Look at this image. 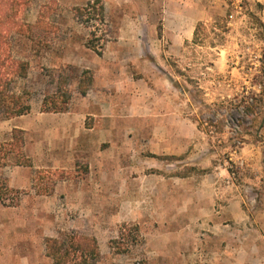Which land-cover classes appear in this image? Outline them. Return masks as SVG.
Returning a JSON list of instances; mask_svg holds the SVG:
<instances>
[{
	"label": "rangeland",
	"instance_id": "obj_1",
	"mask_svg": "<svg viewBox=\"0 0 264 264\" xmlns=\"http://www.w3.org/2000/svg\"><path fill=\"white\" fill-rule=\"evenodd\" d=\"M19 2L15 14L0 4V91L30 106L24 119L83 109L88 95L110 108L93 129L94 146L81 151L77 141L65 169L53 168L46 158L61 154L27 131L15 141L19 120L0 114V264H52L45 241L62 233L93 238L95 264H264V0ZM192 11L194 43L154 62L142 43L154 29L160 39L165 24H187ZM106 42L113 55L98 66L110 70L92 74L91 55ZM17 61L28 63L26 78L15 75ZM169 82L178 126L151 106L147 129L131 120L124 130L117 110L128 91L147 89L149 104H161L157 87ZM44 102L56 111L41 112ZM85 123L94 128L95 118ZM197 195L215 200L208 215L224 221L219 240L180 229Z\"/></svg>",
	"mask_w": 264,
	"mask_h": 264
},
{
	"label": "crops",
	"instance_id": "obj_2",
	"mask_svg": "<svg viewBox=\"0 0 264 264\" xmlns=\"http://www.w3.org/2000/svg\"><path fill=\"white\" fill-rule=\"evenodd\" d=\"M264 4V3H263ZM191 14V15H189ZM188 23L185 24L182 20H180L178 23H175L173 25L165 24L163 28L160 30V39L158 38L157 32L154 29L153 33L155 35H151L150 39L147 41V44L142 43L143 46H145L146 51L151 49L150 56L154 58V62L160 63L164 61V56L162 54L164 53H170L171 51H177V53L172 54V56L178 55L181 53V49L185 46H190L192 43H194L196 36H197V28L200 26L199 20L196 19L195 12H191L187 14ZM199 22V23H198ZM150 27V26H149ZM151 28V27H150ZM118 32V30H117ZM116 42V40L114 41ZM106 42L105 45H103V48L100 52L95 51V54H92L91 56L94 59V66L91 68L92 74H96L98 72H108L110 69L109 67H105L103 69L99 68L98 64H103L108 60L109 56L113 55L112 43ZM111 44V45H110ZM134 47H136L137 50V43H133ZM166 47V48H165ZM167 49V52L165 51ZM93 50V49H91ZM162 51L160 53V51ZM94 51V50H93ZM138 51V50H137ZM163 56V57H162ZM140 58V56H139ZM220 60V59H219ZM148 61V60H147ZM222 60H220L221 64ZM107 68V69H106ZM108 70V71H107ZM89 71V72H90ZM146 72V70H145ZM95 77V76H94ZM89 80H91L90 84L92 83V76L89 77ZM161 97V104L152 103L149 104L148 102V92L147 89L142 93L139 92H132V90L128 91L129 95H131V100H129L127 103H124L120 105L118 108L122 111L123 114V122H124V130H131V127L129 126V123H131V120H134L135 122H139V125L142 126L143 129H147L148 125V118L149 115L147 114L149 112V109L151 106H156L158 110L162 111L165 115L171 116L172 121L170 122V126L175 127L178 126L181 119L178 116V110L179 105L177 100L175 99V95L173 91H175V88L173 87L172 83H162V86L159 88L157 87ZM138 95L141 101V104L139 107L136 106V102L134 101L133 96ZM169 97L171 102L169 104L165 103L164 98ZM85 102L87 103L84 105L83 109L76 108L75 111H69L67 113L63 114H52V113H43V114H37L34 115V118H32V121L30 118L24 119L25 115H21L15 118V120H19V124H23L27 122V128L22 127L21 125H14V129H20L22 133L28 132L29 138H35L33 142L34 144L41 145L43 144V150L49 151L51 153L59 152L60 158H46V160L49 162V164L53 168L57 169H65L71 165V159L66 158V152L71 151L74 149V146L77 141H80L79 148L81 151L84 149H88L91 146H94V143H92L91 137L93 136V129L99 128V123L104 122L106 115V109H109L107 105L109 104V100H100L99 98H95L93 96H89L87 98H83ZM131 103V104H130ZM121 104V103H120ZM161 106V107H159ZM110 111V110H109ZM139 111V114L137 112ZM112 113V111H110ZM116 113V112H115ZM113 117H115L112 114ZM95 118V124L94 128L86 127V119L87 118ZM174 117L177 118L174 120ZM117 118V117H115ZM119 118V117H118ZM32 122V123H31ZM42 125L44 127V130H37V127ZM33 134V136H31ZM91 139V140H90ZM99 141L96 140L95 146H98ZM71 154V153H70ZM172 154H177L176 152H172ZM72 155V154H71ZM29 157L36 159V154H30ZM72 160H75V158L72 155ZM186 176V175H185ZM193 177V175H188L187 178ZM210 192H212V188L210 186L209 189ZM196 199H193L188 202V205L190 208H193L194 211L190 213V217L187 219V221H181L180 222V229L184 230V226L187 228V231L189 233V236L193 240H199V241H206V240H219L221 238V235H219V232L221 231V227L223 226V219L221 217H210L209 209L212 208L215 205V200L205 198H201V195L195 196ZM130 208V207H128ZM196 211H198V214L196 215ZM127 220H131L132 213H128L126 215ZM62 235H65L62 233ZM61 237L60 235L54 237L58 238Z\"/></svg>",
	"mask_w": 264,
	"mask_h": 264
},
{
	"label": "trees",
	"instance_id": "obj_3",
	"mask_svg": "<svg viewBox=\"0 0 264 264\" xmlns=\"http://www.w3.org/2000/svg\"><path fill=\"white\" fill-rule=\"evenodd\" d=\"M20 0H0V4H7L11 13H16L19 8ZM95 3H99L98 1ZM98 13V24L103 25L104 15L103 9L100 7ZM79 11V10H78ZM85 11V9H82ZM263 28V25H260ZM197 34V33H196ZM100 41V39H97ZM87 47L97 50V47L92 41L87 42ZM15 75L19 78H26L28 72V63L24 61L15 62ZM41 112H50V110L56 111L46 106V102L43 103ZM30 106L23 101V98L18 95H8L3 91H0V114L5 118H14L21 115H25L29 112ZM61 109H57L60 112ZM22 132L19 130L12 131V138L16 141V136L21 139ZM20 135V136H19ZM17 162H20L17 160ZM29 161H25V164ZM112 244V243H111ZM114 248V247H113ZM117 248V247H115ZM118 250V249H117ZM125 252V251H122ZM45 255L51 260L52 264H95L98 260L99 253L97 249L96 241L93 238L75 237L74 235H62L58 238H48L45 241Z\"/></svg>",
	"mask_w": 264,
	"mask_h": 264
}]
</instances>
